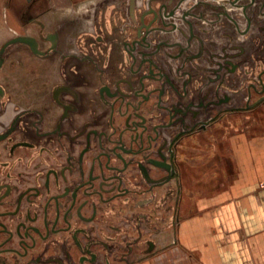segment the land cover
I'll list each match as a JSON object with an SVG mask.
<instances>
[{
    "label": "flooded vegetation",
    "instance_id": "flooded-vegetation-1",
    "mask_svg": "<svg viewBox=\"0 0 264 264\" xmlns=\"http://www.w3.org/2000/svg\"><path fill=\"white\" fill-rule=\"evenodd\" d=\"M100 3L79 39L0 23V264L147 256L185 159L264 114V0Z\"/></svg>",
    "mask_w": 264,
    "mask_h": 264
},
{
    "label": "crops",
    "instance_id": "crops-1",
    "mask_svg": "<svg viewBox=\"0 0 264 264\" xmlns=\"http://www.w3.org/2000/svg\"><path fill=\"white\" fill-rule=\"evenodd\" d=\"M100 1L12 3L37 6L47 29L61 26L66 38L79 39L86 23L111 20L95 18L97 8L104 11ZM10 6L0 7V23H18ZM242 123L218 135L216 148L185 159L180 220L169 217L157 247L130 264H264V114Z\"/></svg>",
    "mask_w": 264,
    "mask_h": 264
},
{
    "label": "rangeland",
    "instance_id": "rangeland-1",
    "mask_svg": "<svg viewBox=\"0 0 264 264\" xmlns=\"http://www.w3.org/2000/svg\"><path fill=\"white\" fill-rule=\"evenodd\" d=\"M11 2H15V0H10ZM6 3H7V0H0V7H2V6H4V5H6ZM1 9V8H0ZM2 11V10H1ZM147 234V236H146V239L147 238H155L156 240H158V241H160V234L158 235V234H156V233H146ZM145 239V240H146ZM142 247H145V244L142 246Z\"/></svg>",
    "mask_w": 264,
    "mask_h": 264
},
{
    "label": "water",
    "instance_id": "water-1",
    "mask_svg": "<svg viewBox=\"0 0 264 264\" xmlns=\"http://www.w3.org/2000/svg\"><path fill=\"white\" fill-rule=\"evenodd\" d=\"M18 40H21V41H25V42H28L30 43L31 45L35 46V42L32 40V39H28V38H25V37H19L17 38Z\"/></svg>",
    "mask_w": 264,
    "mask_h": 264
}]
</instances>
